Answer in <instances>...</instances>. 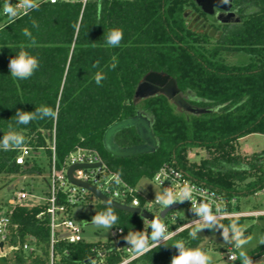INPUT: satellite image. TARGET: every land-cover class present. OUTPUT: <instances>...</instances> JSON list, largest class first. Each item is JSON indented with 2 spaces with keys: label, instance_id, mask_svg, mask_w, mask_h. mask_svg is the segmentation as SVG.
<instances>
[{
  "label": "trees",
  "instance_id": "16d2710c",
  "mask_svg": "<svg viewBox=\"0 0 264 264\" xmlns=\"http://www.w3.org/2000/svg\"><path fill=\"white\" fill-rule=\"evenodd\" d=\"M18 3L0 0V174L34 170L33 163L31 167L16 163L22 147L45 150L50 158L55 129L60 162L77 146L92 148L132 185L152 178L164 162H176L198 181L230 197L264 189V150L248 160L237 154L240 139L264 134V0H233L241 20L212 32L200 24L189 26L186 8L199 10L194 0H35L38 7L11 14L8 9L14 12ZM24 29L31 32L35 46H28L31 39ZM111 29L123 30L118 47L106 43ZM21 45L39 61L33 75L23 80L13 78L8 67ZM237 52L246 54L249 63L230 62L228 56ZM98 71L105 76L99 85L94 78ZM150 71L174 77L184 94L196 98L193 105L218 109L200 114L179 111L164 95L134 104L138 84ZM42 106L55 116L38 112ZM138 110L152 117L158 149L132 157L111 155L103 146L105 131ZM18 111L35 113L37 119L19 124ZM10 132L21 135L23 142L5 149L2 140ZM115 141L121 147L142 143L135 128L122 130ZM190 147L202 148L208 156L188 165L185 152ZM101 206L104 212L110 207ZM42 208L4 210L12 220L7 245L21 246L33 235L46 253L48 219L37 218ZM112 210L118 217L115 227L123 230L122 242H128L129 232L145 234L140 215ZM243 219L221 225L229 227L234 221L241 227ZM193 229L175 234L128 264H172L180 252L178 241L186 249L199 245L197 231L196 238L189 235ZM65 247L68 264H119L128 255L112 242L59 244V250ZM263 253L264 248L259 254ZM25 256L19 247L0 258V264L22 263Z\"/></svg>",
  "mask_w": 264,
  "mask_h": 264
},
{
  "label": "built area",
  "instance_id": "2783aa9c",
  "mask_svg": "<svg viewBox=\"0 0 264 264\" xmlns=\"http://www.w3.org/2000/svg\"><path fill=\"white\" fill-rule=\"evenodd\" d=\"M50 1L55 2L56 0ZM86 1L83 0V3ZM50 150V177L48 181V193L44 202H35L33 200L35 196L24 189L17 192L16 196L9 201V206L12 209L16 206L29 208L34 206L43 207L42 211L37 215V218L42 219L43 216H46L48 219L47 227L49 229V238L46 245V253L42 249V244H39L33 235H30L28 240L21 244V246L7 245L12 220L10 215L4 213L0 215V244H2L0 246V258H7V256L13 254L14 250H18L21 247L27 256H25L24 262L17 264H68L65 258L69 256V250L66 247L59 250V244L66 243V245H69L85 241L82 234L83 228L75 219L74 210L79 209L84 203L96 204L97 201L102 203L88 189L76 185L68 179L67 172L73 165L85 163L98 164L95 167L76 169L74 171V177L82 182L95 186L105 196L120 204L138 207L142 211H148L154 215H159L166 208L158 203L156 198L154 200L148 198L145 195L147 190L143 189L139 183L132 185L124 180L117 172L112 171L99 151L95 149L77 146L60 162L56 154L55 129L53 130ZM38 153L33 152L30 147H22L15 161L21 166L29 164V167H31L33 164L29 158L31 155ZM152 179L161 188L163 196H166L169 190L173 193L178 192L186 183L192 189L191 199L185 198L178 200L167 207L174 204L178 205L176 209L168 213L170 214L179 209L182 203L187 204L195 214L193 218L183 224L169 225L168 223L162 222L168 216L167 214L166 217L161 218L159 221L165 226V234L168 236V239L185 229L194 228L198 223H203L202 217L195 211L201 204H208L219 222L264 214V211L242 212L237 210L236 196L230 197L225 192H221L217 188L198 181L176 162H164L153 174ZM143 219L146 221L148 227L150 221L145 218ZM219 222L212 225V227H203L200 229L209 230L211 228V230H214L216 225H221ZM146 231L147 229L144 230L145 234ZM151 232L152 229L149 236H151ZM112 234L114 237L119 238L114 241V247L116 249H124L125 253L128 254L119 264H128L143 254H137L128 242H122L123 230L121 228L115 227ZM166 240L161 238L157 241V244L154 241L150 242L149 244L153 245L150 249ZM104 252H99L98 256H103ZM237 259L238 257L235 252H231L228 255L229 262H235ZM2 264H5V262H2ZM8 264H13V262H9Z\"/></svg>",
  "mask_w": 264,
  "mask_h": 264
},
{
  "label": "rangeland",
  "instance_id": "374dc122",
  "mask_svg": "<svg viewBox=\"0 0 264 264\" xmlns=\"http://www.w3.org/2000/svg\"><path fill=\"white\" fill-rule=\"evenodd\" d=\"M6 1L21 2L15 7V14L26 9V7L22 5V0ZM186 12L188 13V18L192 16V14L197 16L195 9L186 8ZM195 25L194 19H192L189 26L194 28ZM207 30L213 31L210 27H207ZM228 60L238 65H244L249 63L250 58L242 52H237L228 56ZM238 142L237 154L241 155L245 160L250 159L251 156H255V154L262 153L264 150V134L261 133L250 134L240 139ZM185 153L187 154L186 158L189 162L188 165L200 163L201 160L208 156V153L202 148L190 147L186 149ZM29 159L31 163L35 165L32 172L10 176L0 174V205H5L4 207H0V215H3L5 213L4 210L9 208V201L13 199L20 190L24 189L30 194H33L35 196L33 197L35 202H44L47 197L48 181L50 177V158L45 150H41L38 154L31 155ZM139 185L147 190L145 195L152 200L158 195L163 196L161 188L155 184L151 177L142 178L139 181ZM236 197L237 210L242 212L264 211V189L257 190L256 192L239 193ZM101 205L102 203L99 201H97L96 204L84 203L79 209L74 210V217L83 228L82 234L85 241L91 243H114L115 240L119 239L112 234L117 221L111 228L98 227L92 223V219L95 215L104 212L102 210L103 206ZM194 216L195 214L189 205L182 203L179 209L168 214L162 222L168 223L169 225L183 224ZM140 223L144 230L147 229L146 221L143 217H140ZM219 223L223 224V222ZM241 228L243 229L242 239H247L249 236L252 237V240L249 241L248 244L242 246V248H237L235 243L231 247H223L210 242L200 249V251L205 254L211 255L212 259L210 264H243L239 255L241 251H244L249 256L253 264H264V253L259 254L264 248V243L260 242L261 239H264V214L244 217ZM232 235L234 236L233 232ZM148 238L149 243L152 242L151 236ZM203 244H205V242L199 243L198 246H202ZM231 252H235L239 258L236 263L228 261V255Z\"/></svg>",
  "mask_w": 264,
  "mask_h": 264
},
{
  "label": "water",
  "instance_id": "95a60500",
  "mask_svg": "<svg viewBox=\"0 0 264 264\" xmlns=\"http://www.w3.org/2000/svg\"><path fill=\"white\" fill-rule=\"evenodd\" d=\"M196 3L209 14L214 13L215 8H219L223 11H227V15L224 16L223 13L217 14L218 21L220 23H237L241 20L240 16L233 11V5L231 0H195ZM228 4V6H227ZM223 15V16H222ZM164 95L168 98L179 111H184L192 114H200L204 112H209L217 110L215 108H201L191 104L188 100H195L194 96L185 95L178 86L177 80L170 76L169 74L162 71H150L148 72L138 84V87L134 95V104H137L143 99ZM135 128L139 138L142 143L136 146L121 147L115 141L116 135L124 129ZM103 146L104 149L115 157H132L136 155L148 154L155 152L159 147V140L153 131V119L150 115L142 110H138L136 114L132 117L120 120L112 124L107 128L103 135ZM98 164H77L69 168L67 172L68 179L79 186L85 187L91 193H93L102 203L115 208L120 211L137 214L141 217L148 219L150 225L153 220L160 221L161 218L166 217V215L178 207L174 204L170 207L164 208L159 215L151 214L148 211H142L138 207H131L128 205L120 204L119 202L110 199L105 196L101 191H99L95 186L88 183L82 182L74 177V171L79 168H90L95 167ZM147 227L146 235L149 237L151 227ZM225 227L221 225H216L213 232L214 234H208V229L197 230L198 237H208V240L202 246L188 247V250H200L208 243L213 242L217 245L223 247H231L234 245L232 231H228V239L224 238ZM2 246V244H0Z\"/></svg>",
  "mask_w": 264,
  "mask_h": 264
},
{
  "label": "clouds",
  "instance_id": "9594fccd",
  "mask_svg": "<svg viewBox=\"0 0 264 264\" xmlns=\"http://www.w3.org/2000/svg\"><path fill=\"white\" fill-rule=\"evenodd\" d=\"M22 5L26 8H35L38 5L35 3V0H22ZM11 14H15L12 9H8ZM33 25L36 26L35 21H33ZM23 34L26 37L31 39V44L29 47L35 46L36 41L31 36V32L28 29H24ZM123 39V30L122 29H111L106 35V43L111 47H118L120 45L121 40ZM24 45H21V50L19 53L10 59L9 61V70L10 74L13 78L16 79H28L34 73V71L39 67V61L36 57L30 55L27 51L24 50ZM113 63L110 65L111 68L116 67V58L113 57ZM98 64V62H97ZM96 67L97 65H93ZM95 81L99 85L101 81L105 79V76L102 71H98L95 74ZM38 112H43L44 114L50 116H55V113L47 107H39L37 109ZM17 123L19 124H28L32 120L37 119L35 113H26L22 111H18L17 114ZM23 142V137L19 134L10 132L5 135L2 140V146L7 149L10 144L19 146ZM185 198H192V189L187 185H184L178 192L173 193L171 190L167 191L166 196H157L156 201L160 203L162 206L167 207L171 205L173 202L178 200H183ZM219 210V209H218ZM195 211L202 217L203 223H198L194 229L190 232V236L192 238H196V231L203 227H212V225L218 223L216 216L213 214L210 206L208 204H201ZM118 217L114 214L112 207H109L106 212L97 214L93 217L92 223L98 227L111 228ZM150 227L152 228L151 232V240L157 244V241L161 238L168 239L166 233L165 226L157 220H153ZM230 229L234 233L233 240L235 241V246L237 248H242V246L249 243L252 240V237L249 236L247 239H242L243 229L239 227L234 221L229 225ZM229 227H225L224 230V238L228 239V231ZM125 239L129 242L130 247L137 253L142 254L150 250L153 245L149 244V238L144 233H133L129 232L128 236ZM261 243H264V239H261ZM175 246L180 249L179 255L173 257L172 264H210L211 255L205 254L200 250H188L185 248V245L182 241H178ZM240 258L243 261V264H253V261L249 258V256L241 251L239 253ZM235 259V257H233Z\"/></svg>",
  "mask_w": 264,
  "mask_h": 264
},
{
  "label": "flooded vegetation",
  "instance_id": "af4514ba",
  "mask_svg": "<svg viewBox=\"0 0 264 264\" xmlns=\"http://www.w3.org/2000/svg\"><path fill=\"white\" fill-rule=\"evenodd\" d=\"M194 2H195V4H196V6L198 7V9L201 11H199V10H195L196 12H197V16L195 15H193L192 14V16H190L189 17V20L191 21L192 19H194V22H195V24L196 25H203V27H205V28H207V27H210V28H212L213 30L214 29H217L218 28V26H219V28L220 29H222L225 25H227V24H233V23H220L219 21H218V18H217V14H220V13H223V15L224 16H226L227 15V11H223V10H221V9H219V8H215L214 9V13L213 14H209V13H206L197 3H196V1L194 0ZM231 3H232V5H233V11L234 12H236V14L239 16V14H238V9L235 7V5H234V3H233V0H231ZM227 6H228V4H227ZM222 15V16H223ZM185 95H190V94H185ZM191 96V95H190ZM191 104H193L192 103V100L190 99V100H188ZM208 234H214V232H213V230H211V228H209V230H208ZM208 240V237H199V241H200V243L201 242H206Z\"/></svg>",
  "mask_w": 264,
  "mask_h": 264
}]
</instances>
